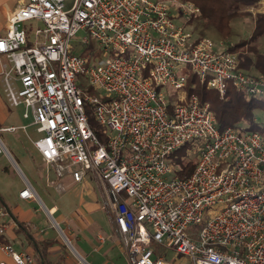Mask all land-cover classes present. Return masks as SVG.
I'll list each match as a JSON object with an SVG mask.
<instances>
[{"label":"built area","instance_id":"built-area-1","mask_svg":"<svg viewBox=\"0 0 264 264\" xmlns=\"http://www.w3.org/2000/svg\"><path fill=\"white\" fill-rule=\"evenodd\" d=\"M8 1L11 7H0L6 101L21 108V117L40 134L33 146L57 178L68 174L79 183L89 174L105 184L128 263L264 264V138L239 127L219 131L209 103L186 93L187 71L219 98L228 86L264 98V77L243 71L236 55L216 50L209 39L193 38L184 22L199 14L198 7L178 0ZM30 21L41 25L32 45L21 27ZM80 30L99 45L102 65L88 66L85 57L71 53L70 39ZM78 75L101 91V99L79 88ZM167 86L179 91L173 104ZM88 104L102 138L88 124ZM186 142L195 165L180 177L167 158ZM0 156L12 161L1 138ZM25 186L19 198L38 202L33 187ZM48 216L63 245L83 263L73 245L77 239ZM3 217L0 204V237L6 233ZM202 223L194 241L186 230ZM152 243L182 258L154 257ZM0 252L12 264H37L32 253L2 242Z\"/></svg>","mask_w":264,"mask_h":264},{"label":"crops","instance_id":"crops-1","mask_svg":"<svg viewBox=\"0 0 264 264\" xmlns=\"http://www.w3.org/2000/svg\"><path fill=\"white\" fill-rule=\"evenodd\" d=\"M1 6L9 8L12 6V2L0 0ZM5 28L6 21L0 10V35H4ZM6 63V58L0 56V71L2 64ZM13 111V108L6 101L0 75V128L14 127V131H16L18 126L13 124ZM21 119L24 120L23 117ZM29 126L33 125L29 123ZM26 128V126H22V130L25 131ZM3 133L10 132H1V140ZM35 133L40 137L36 130ZM33 141L32 139L27 140L26 145H28L29 151L20 158L23 161L30 159L27 161L29 167L27 174L21 173L17 165H15V169L19 171H17L18 175L7 168V172L10 171L9 173L15 175V180L10 183L9 192H0L1 204L5 208L2 223L6 227V233L0 237V242L13 250L11 242L15 241L16 232L20 231L26 238V244L25 246L21 244L22 249H18L17 252L28 251L32 253L37 264H74L75 258H72L71 253L63 245L52 226H50L52 232L48 234L36 227V224L43 218V213L47 220H50L49 212L61 228H68V233L77 239L73 245L77 253L78 250L82 252L83 260L89 258L93 264H119L121 259L127 261L124 237L115 227L111 210L112 204L105 184L92 178L89 174L85 175L79 183L73 182L68 174L62 178H57L53 169L42 161L33 146ZM0 158L3 157L0 156ZM1 171L5 173L6 170L2 167ZM25 182L33 187L38 196V202L19 198V192L26 187ZM57 185L60 187H56ZM72 187L81 189L77 197L78 201L72 198ZM104 209L108 214L106 223L100 221L99 215L95 218L94 214L96 211ZM18 222L25 224L26 230L21 228ZM154 255V257H161L169 261L173 259L167 253H159L156 249H154ZM0 261L12 264L10 258L1 252ZM87 264L92 263L87 262Z\"/></svg>","mask_w":264,"mask_h":264},{"label":"rangeland","instance_id":"rangeland-1","mask_svg":"<svg viewBox=\"0 0 264 264\" xmlns=\"http://www.w3.org/2000/svg\"><path fill=\"white\" fill-rule=\"evenodd\" d=\"M70 3V1H68ZM240 13L243 15H239L235 19H233L230 22V29L231 34L230 37L227 39V41H224L220 38V36L216 33L215 30L212 28H203L202 24L198 19L189 20L184 22V27L191 32L193 38L195 40L207 38L209 39L213 44L216 50L218 51H227L229 47H232L234 45L237 46V44L242 42H248L247 47H255L257 50V53H261L264 55V35L260 36L257 40L252 41L251 36L253 35V31L255 28V18L257 13L264 14V0H260V2L257 3L255 6H249L246 8L240 7L239 10ZM21 27L27 32V36L29 39V45H32L33 42V30L37 27H41L40 23H36L33 21L25 22L21 24ZM77 33V34H76ZM75 35L70 39V45L72 47L71 53L73 54H81L83 57H85L88 60V66H95V65H102L106 58L103 55L102 50L99 48V45L96 43V41L90 37V35L87 33L86 30H80L76 32ZM85 38L87 40V43H82V39ZM245 48L243 50L247 51L248 48ZM241 50L237 49L235 52H233L234 55L240 54ZM231 53V52H230ZM247 72V71H246ZM252 76L260 77L259 74L256 72H248ZM147 76V75H144ZM195 78V76H194ZM77 81H79V88L89 97L91 98H97L101 99L102 94L101 91L94 89L88 84V81L84 75H78L76 77ZM196 80V78H195ZM165 92L167 93L169 97V102L173 104L179 94L178 90H175L171 88L170 86L165 87ZM189 91V88H187ZM186 90V93H187ZM188 94V93H187ZM194 94V93H193ZM190 95V94H188ZM196 95V94H195ZM13 116L14 121L13 124L18 126L16 131L10 132V133H3L2 134V140L4 144L7 147V150L9 154L11 155L12 161L8 159L6 156H1L3 158H0V189H2L0 192L3 191H10V183H13V180H15V175L13 173H9L11 170L14 173H18L19 171L23 174H27L28 171V163L27 161L30 159H25L24 161L20 158L23 157L24 154L28 153L29 147L26 145L27 140H35L39 137L35 133V129L33 126H29L30 120L29 119H21V108H13ZM85 111L87 116L92 118L94 122L98 125L99 132H101V126L97 123L95 120L94 115V106L91 104L85 105ZM28 125V126H27ZM22 126H26V130H22ZM243 125H240V128H242ZM28 137V139H26ZM30 138V139H29ZM26 139V141H25ZM192 146L190 143L186 142L182 147L178 148L177 151H175L173 154L168 156L167 160L168 162L172 163L175 169V173L177 174L178 171L181 170L188 162H195V154L191 152ZM7 158V159H6ZM15 165H17L18 170L15 169ZM5 168V173L1 171V168ZM7 168H10V171L7 172ZM18 171V172H17ZM18 175V174H17ZM81 189L79 187H72V198L77 200L78 194L80 193ZM126 197L124 193L121 194ZM78 201V200H77ZM95 218L100 216V221L105 222L108 220V214L106 210L102 211H96ZM43 218L40 220L39 223L36 224L37 229H40L41 231H44L45 234L51 233L52 230L50 228L51 221L47 220L46 215L42 214ZM204 223L200 225H192L187 230L186 233L190 236L194 241L199 240V231L202 228ZM53 228V227H52ZM54 229V228H53ZM55 230V229H54ZM17 238L15 241L11 242V245L13 246L14 251H18V249L21 248V244H24L25 246V237L22 232H16ZM57 234V233H56ZM22 241V242H21ZM156 245L155 243H152V247ZM159 246V245H158ZM155 246L153 249L158 250L159 253H167L171 259H181V255L176 254L174 251L164 248L163 246ZM22 249V248H21ZM78 254L82 257L83 254L81 251L78 250ZM72 256V255H71ZM177 256V257H176ZM73 258V256H72ZM74 259V258H73ZM83 259V258H82ZM82 261V260H81ZM119 264H128L126 260H119ZM74 264H87L93 262L89 258H85L82 262H78V260H74ZM77 262V263H76Z\"/></svg>","mask_w":264,"mask_h":264},{"label":"trees","instance_id":"trees-1","mask_svg":"<svg viewBox=\"0 0 264 264\" xmlns=\"http://www.w3.org/2000/svg\"><path fill=\"white\" fill-rule=\"evenodd\" d=\"M180 2H190L198 7L199 14L192 16L189 20L198 19L203 28H212L224 41L230 37L231 29L230 22L243 15L239 12L240 7L246 8L256 6L260 0H178ZM188 20V21H189ZM264 35V14L257 13L255 18V28L251 40L255 41L260 36ZM199 40V39H197ZM248 42H242L229 47L228 52H235L240 49V54L237 55L239 67L243 71L256 72L261 77H264V55L257 53L256 48L247 47ZM248 48L247 51L243 50ZM251 75L250 73H248ZM196 78V77H195ZM194 75L187 71L186 90L188 94H196L202 102L209 103L210 110L213 112L216 119V126L219 131L227 126L239 127L243 125V131H256L264 138V98H249L242 92L237 91L232 86H228L223 98H219L216 90L207 89L204 85H200L195 80ZM194 85V87H192ZM88 124L93 132L102 138V129L99 132L98 125L92 118L88 116ZM194 162H188L177 175L180 177L188 176L194 169ZM2 198L0 197V204ZM2 205V204H1ZM3 207V205H2ZM3 209H5L3 207ZM6 211V210H5ZM19 226L26 230V225L19 223ZM31 237V236H30ZM33 240V238H31ZM34 242V240H33ZM37 249V247H36Z\"/></svg>","mask_w":264,"mask_h":264}]
</instances>
